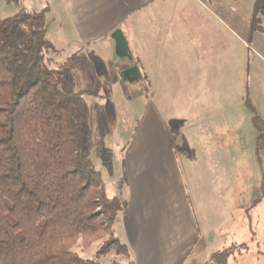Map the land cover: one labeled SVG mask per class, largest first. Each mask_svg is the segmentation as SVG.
Returning a JSON list of instances; mask_svg holds the SVG:
<instances>
[{
	"label": "crops",
	"instance_id": "1",
	"mask_svg": "<svg viewBox=\"0 0 264 264\" xmlns=\"http://www.w3.org/2000/svg\"><path fill=\"white\" fill-rule=\"evenodd\" d=\"M253 2L66 0L53 8L61 9L63 4L62 15L68 17L69 31L61 29L60 34L71 40V51L87 59L92 55L101 58L100 71L106 74L108 68L116 73L137 67L139 74L120 76L121 79L138 88L146 84L150 96L159 104L179 108V119L190 123L185 129L180 127L184 130V155L187 157L191 138L195 137L199 165L210 163L214 168L220 159V142L215 137L234 138L239 130L235 128L237 116H246L244 94L248 95V90L244 80L254 50L250 44L264 48L263 34L249 39ZM116 30L123 35L128 56L123 55L112 37ZM76 64L78 61L73 66ZM86 66L94 68L95 64L88 66L86 61ZM83 72L89 73L85 69ZM68 76L71 83L70 72ZM117 76H113L111 87ZM109 78L110 75L111 82ZM165 118L175 120L168 115ZM160 121L155 118L153 123ZM160 126L136 132L137 137H146L147 141L156 138L157 144L132 145L126 152V158L136 153L139 158L143 153L157 155L155 160L147 157L139 162L132 156L133 162L128 165L130 194L115 229L123 232L121 240L129 257L123 260L116 256L117 261L110 264H213L209 257L221 249V231L218 225L214 229L213 215L210 221L198 217L193 191L204 184L213 190L219 180L214 176L181 177L171 134L161 123ZM150 163L165 167V176L160 166L150 170ZM233 257L227 264H237L236 260L230 262Z\"/></svg>",
	"mask_w": 264,
	"mask_h": 264
},
{
	"label": "trees",
	"instance_id": "2",
	"mask_svg": "<svg viewBox=\"0 0 264 264\" xmlns=\"http://www.w3.org/2000/svg\"><path fill=\"white\" fill-rule=\"evenodd\" d=\"M249 39L264 35V0H254ZM44 10L0 18V264H100L72 248L106 238L96 259L128 258L112 235L119 204L108 199L82 140L89 136L83 91H73L74 54L55 67ZM244 103L264 151V122ZM247 247L231 245L209 261L227 264Z\"/></svg>",
	"mask_w": 264,
	"mask_h": 264
},
{
	"label": "rangeland",
	"instance_id": "3",
	"mask_svg": "<svg viewBox=\"0 0 264 264\" xmlns=\"http://www.w3.org/2000/svg\"><path fill=\"white\" fill-rule=\"evenodd\" d=\"M65 1L0 0V18L12 17L20 9L37 11L43 9L47 39L58 52L48 62V67H55L68 57L77 54L79 64L72 66L69 72L73 91L85 92L83 99L87 108L89 136L83 138L82 150L87 148L88 159L100 174L103 191L107 198H114L119 204L111 227L113 237L126 248L121 240L123 232H118L115 225L123 214L128 201L127 195L130 194L128 179L131 178H129L128 165L133 162L132 156L135 157L136 162H139L147 157H152L155 160L157 155L143 153L139 158L136 153L126 158V152L132 145L157 144L156 138H150L147 141L146 137H137L136 132L141 129L159 128L161 123L162 127L171 134L173 152L181 177L214 176L219 180L218 187L213 186V190L208 184L195 186L193 203L199 211L198 217L201 216L205 221L206 219L211 220L210 215L215 217L213 220L214 229H217L218 225L221 231L219 236L221 249L233 244H243L247 247L241 254H236L233 257L235 259L230 262L236 260L237 264H264V151L260 150L258 154L255 153L254 145L257 132L250 121L252 114L247 111V107H244L246 116H237L235 128L239 130L236 131L234 138L215 137L220 142L217 150L220 159L219 162H216L217 165L214 168L210 163L209 166L204 167L199 165L195 137L191 138V147H188L187 152L185 151L187 157L184 155L186 145L182 146L184 130L181 128L185 129V126L190 123L179 119L181 116L178 112L179 108L175 109L174 105L159 104L158 99H153L150 96V90L146 84L138 88L125 83L120 77L122 76L121 70L111 73L112 69L108 68L109 73L107 74L100 71L102 68L101 58L92 55L87 59L82 54L79 56L78 51L70 50L72 48L69 46L71 40L60 34L61 29V32L64 33L69 31L68 17H65V14L62 15L63 4H61V9L53 8L55 4L65 3ZM70 34L69 36H72ZM247 44L250 43L247 42ZM250 45L254 50H252L250 63L247 65L244 85L247 86L248 99L252 107L264 122V48L255 45L254 42ZM107 59L110 60L109 57ZM86 61L88 66L95 64V67H87ZM83 69L88 70L89 73L83 72ZM108 75L111 77V79L109 78L111 82L108 80ZM113 76H117V78L114 79L115 84L111 87ZM165 115L171 116L175 120L169 121ZM155 118L161 120L160 123H157L158 121L153 123ZM243 118H246V121H243ZM159 155L163 156V154ZM155 165L160 166L159 163H150L146 166L150 170H154ZM167 170L171 171L170 168ZM159 171L164 177L165 167H161ZM201 194L204 196L201 197ZM105 243L106 238L93 242L87 248L78 243L72 250L80 257L97 260L100 264L117 261L116 255H107L104 258L96 259L97 251ZM120 258L128 259L121 256Z\"/></svg>",
	"mask_w": 264,
	"mask_h": 264
},
{
	"label": "water",
	"instance_id": "4",
	"mask_svg": "<svg viewBox=\"0 0 264 264\" xmlns=\"http://www.w3.org/2000/svg\"><path fill=\"white\" fill-rule=\"evenodd\" d=\"M112 37L115 40L121 52L123 53V55L128 56L127 46H126L122 33L119 30H116L113 32ZM133 74L135 75L139 74L138 69L135 66H132L128 68L127 70H124L122 72V77L127 78L129 75H133Z\"/></svg>",
	"mask_w": 264,
	"mask_h": 264
}]
</instances>
